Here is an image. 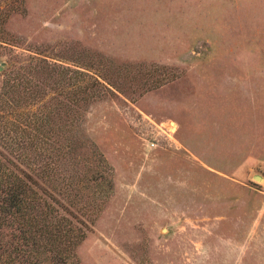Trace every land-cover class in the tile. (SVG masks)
I'll return each mask as SVG.
<instances>
[{
  "label": "rangeland",
  "instance_id": "1",
  "mask_svg": "<svg viewBox=\"0 0 264 264\" xmlns=\"http://www.w3.org/2000/svg\"><path fill=\"white\" fill-rule=\"evenodd\" d=\"M39 59L98 81L78 264H264V0H0V87Z\"/></svg>",
  "mask_w": 264,
  "mask_h": 264
},
{
  "label": "trees",
  "instance_id": "2",
  "mask_svg": "<svg viewBox=\"0 0 264 264\" xmlns=\"http://www.w3.org/2000/svg\"><path fill=\"white\" fill-rule=\"evenodd\" d=\"M14 73L0 87V264H78L84 219L98 210L86 201L90 184L103 170L82 171L76 133L98 81L42 59Z\"/></svg>",
  "mask_w": 264,
  "mask_h": 264
},
{
  "label": "water",
  "instance_id": "3",
  "mask_svg": "<svg viewBox=\"0 0 264 264\" xmlns=\"http://www.w3.org/2000/svg\"><path fill=\"white\" fill-rule=\"evenodd\" d=\"M256 179H259L258 177H256Z\"/></svg>",
  "mask_w": 264,
  "mask_h": 264
}]
</instances>
